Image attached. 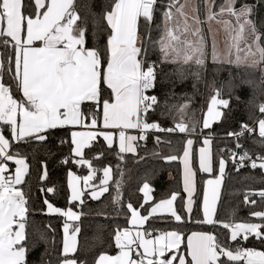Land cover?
Wrapping results in <instances>:
<instances>
[{"label": "snow or ice", "instance_id": "1", "mask_svg": "<svg viewBox=\"0 0 264 264\" xmlns=\"http://www.w3.org/2000/svg\"><path fill=\"white\" fill-rule=\"evenodd\" d=\"M259 2L264 5V0ZM102 18L105 43L89 47V29L81 24L76 0H0V264H28L30 251V195L25 190L30 165L19 150L13 151L14 143H47L57 129H66L69 135L68 140H60L70 150L62 163L86 167L88 174L68 171L66 209L47 198V194L55 195V187L40 189L45 194L46 214L65 218L56 264H86L76 256L81 229L75 223L83 215L85 190L91 200H100L107 193L114 206L124 207V172L119 165L115 173L110 164L94 167V161L109 152L121 161L124 154L137 155L139 142L147 141L149 132L183 136L182 154L153 153L168 162L182 163L183 191L187 193L183 213L176 207L179 193L154 202L153 189L145 181L139 188L143 193L140 207L131 202L126 205L131 227L118 226L112 235L117 254L101 253L94 264H264V250L245 246L250 238L264 245V210L250 212L259 222L214 219L229 159L237 172L246 163L264 170V101L258 105L261 115L253 125L244 123L239 131L227 133L235 140L234 147L220 150L229 154L228 159L221 155L218 174L205 181L203 218L195 221L194 160H198L200 172L211 176L213 134L205 130L226 119L230 99L213 88L207 111L197 119L188 97L161 112L171 118L167 127L158 120L150 121L149 116L160 107L156 89L163 65L175 66L181 79L186 78L185 69L195 66L192 75L199 80L210 58L213 64L259 70L264 83V20L258 17L257 4L250 0H111ZM242 138L252 140L262 153L253 158ZM198 141L202 146L197 151L194 145ZM154 143L172 147L171 140L159 135ZM86 149H96L91 158ZM40 179H48L46 164ZM96 179L99 183H92ZM257 195L264 203V190H260L246 194L244 204L256 205L251 197ZM156 222L219 224L229 235L221 242L214 233L193 231L182 251L184 233L179 229L161 231L152 226Z\"/></svg>", "mask_w": 264, "mask_h": 264}, {"label": "trees", "instance_id": "2", "mask_svg": "<svg viewBox=\"0 0 264 264\" xmlns=\"http://www.w3.org/2000/svg\"><path fill=\"white\" fill-rule=\"evenodd\" d=\"M217 2L219 3L220 0H217ZM250 2L257 4L258 17L264 20V5H261L259 0H250ZM110 5L111 0H76L77 11L81 16V24L82 26L87 24L89 29V47L102 46L105 43L106 24L103 21L102 13L105 9L110 8ZM94 25L95 34H93ZM153 35L155 36L156 33H153ZM152 58L156 59L157 57L153 55ZM162 67L163 72L160 74V82L156 89V94L159 96L161 103L155 113L149 114L150 121L158 120L162 126H171L170 116H162L161 112H166L167 107L172 105L184 103L188 97L192 98L191 111L195 113L197 119H202L203 113L207 111L213 88L221 89L223 97L230 99V110H225L226 119L215 123L212 129L205 130V132L211 131L213 134L214 171L211 176H215L218 174L219 157L223 155L225 159H228L229 155L227 152H221L220 150L233 148L235 144V140L228 137L227 133L229 131H239L241 124L244 123L253 125L254 121L260 118L258 105L264 101V83L261 82V73L259 70H246L243 67L237 68L234 65L213 64L210 58L207 62V68L201 73L199 80L192 75L197 71L195 66L184 70L185 79L180 78L175 71V66L163 65ZM134 132L136 135L138 134L137 131ZM5 134L7 135V133ZM156 135L161 136L162 140H171L172 147L169 148L167 144L155 145L154 137ZM61 139H69L66 129H57L55 135L47 143L42 144L36 141L21 144L14 143L13 151L19 150L22 155L27 157L30 165V175L26 177L27 183L25 185V190L30 195L28 225L30 251L27 257L28 264H46L49 260L52 261V264H56L62 251L63 222L65 218L46 214V206L43 204L45 194L40 189L55 187V195L47 194V198L55 206L66 209L69 207L68 197L70 192L67 184L68 171H75L80 176L88 173L86 167H80L74 163H62L64 159L70 156V150L68 143H60ZM100 143H103L102 138ZM139 143L141 146L138 149V154H124L123 161L119 160L113 152L107 153L102 160L94 161V167L102 168L110 164L115 173L116 166L119 165L124 172L125 182L122 196L124 207L114 206L107 193L100 200H91L87 190H85L83 215L75 223L81 229L78 234L76 256L86 264H94L101 253L117 254L118 250L114 246L112 235L118 226L121 228L130 227L127 222L126 205L131 202L135 207H140V204L143 203V193L139 191V188L142 187L145 181L149 182L153 189L154 202L170 196L173 192L179 193L176 207L178 211L183 213L182 205L185 203L186 195L183 191L181 162L179 160L168 162L159 155H153L154 152H159L165 156L182 154V134L149 132L147 141H140ZM241 143L245 145L253 158L262 153L260 147L250 139L242 138ZM200 144L201 142L198 141L195 147ZM95 151L96 149H93V151L85 150L88 158H91ZM9 163L10 168L14 169V165L11 162ZM44 164L47 165L48 170L47 180L40 179ZM97 175L98 177L102 176V172H98ZM209 176V174L197 170L192 221L203 218V190L205 180ZM116 178L118 179L119 176ZM92 183L98 184L99 179L94 180ZM260 190H264V170L245 167L237 172L229 159L225 169L215 219L228 222L234 220L237 223L259 222L250 216V212L264 210V203H261L260 197L258 195L251 197V199L257 201L256 205H246L243 201L246 194L259 192ZM74 208L80 210L77 207ZM142 213L145 214L143 210ZM165 216L170 219L168 215ZM185 219L187 220L186 215ZM49 224L51 229L48 228ZM152 226L161 231L179 229L184 233V241L181 245L182 251L186 250L187 236L193 231L214 233L221 242H226V237L229 235L228 231L219 224L213 226L197 225L193 222L185 224L156 222ZM42 236H46L47 240H42ZM245 246L264 250V245L253 238H250Z\"/></svg>", "mask_w": 264, "mask_h": 264}, {"label": "rangeland", "instance_id": "3", "mask_svg": "<svg viewBox=\"0 0 264 264\" xmlns=\"http://www.w3.org/2000/svg\"><path fill=\"white\" fill-rule=\"evenodd\" d=\"M129 133L130 134H132V135H136V133L134 132V130H129ZM202 146V144H200L198 147H195V145H194V149L195 150H197L198 151V149H199V147H201ZM181 166H182V170H183V165H182V163H181ZM194 168L196 169V171L197 170H199V165H198V160H194ZM76 175H79V174H77L75 171H73ZM88 174V173H87ZM86 174V175H87ZM80 176V175H79ZM216 176V175H215ZM215 176H209L206 180H208V179H210V178H215ZM205 180V181H206ZM222 184H223V182H222ZM151 186V185H150ZM204 186H205V184H204ZM221 187H222V185H221ZM221 190V189H220ZM185 195H186V198H185V202L187 201V193H185ZM152 196H153V194H152ZM169 197V196H168ZM168 197H166V198H168ZM164 199V198H163ZM156 202H158V201H156ZM216 209H217V206H216ZM73 210H76V211H78L76 208H74ZM202 211H203V198H202ZM143 214V213H142ZM165 215H168V214H165ZM215 215H216V213H215ZM214 219H215V216H214ZM130 225V224H129ZM131 226V225H130ZM191 234V233H190ZM189 234V235H190ZM77 240H78V236H77ZM182 245V244H181ZM188 259L190 260V257H188Z\"/></svg>", "mask_w": 264, "mask_h": 264}, {"label": "built area", "instance_id": "4", "mask_svg": "<svg viewBox=\"0 0 264 264\" xmlns=\"http://www.w3.org/2000/svg\"><path fill=\"white\" fill-rule=\"evenodd\" d=\"M245 167H250V166H248V164L246 163V166ZM245 167H243V168H245ZM251 168V167H250Z\"/></svg>", "mask_w": 264, "mask_h": 264}, {"label": "crops", "instance_id": "5", "mask_svg": "<svg viewBox=\"0 0 264 264\" xmlns=\"http://www.w3.org/2000/svg\"><path fill=\"white\" fill-rule=\"evenodd\" d=\"M134 131H137V130H134ZM220 192H221V190H220ZM217 204H218V201H217ZM131 227V226H130Z\"/></svg>", "mask_w": 264, "mask_h": 264}]
</instances>
